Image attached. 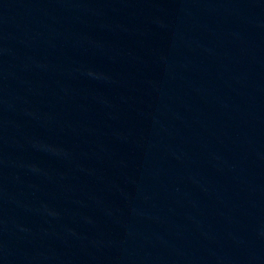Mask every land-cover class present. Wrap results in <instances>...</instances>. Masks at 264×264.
I'll return each instance as SVG.
<instances>
[{
  "label": "water",
  "instance_id": "1",
  "mask_svg": "<svg viewBox=\"0 0 264 264\" xmlns=\"http://www.w3.org/2000/svg\"><path fill=\"white\" fill-rule=\"evenodd\" d=\"M0 264H264V0H0Z\"/></svg>",
  "mask_w": 264,
  "mask_h": 264
}]
</instances>
